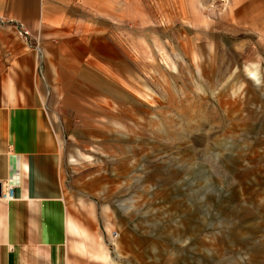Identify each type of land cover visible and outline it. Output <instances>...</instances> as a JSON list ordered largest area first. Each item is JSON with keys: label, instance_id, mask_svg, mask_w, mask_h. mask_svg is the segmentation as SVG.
<instances>
[{"label": "rangeland", "instance_id": "374dc122", "mask_svg": "<svg viewBox=\"0 0 264 264\" xmlns=\"http://www.w3.org/2000/svg\"><path fill=\"white\" fill-rule=\"evenodd\" d=\"M20 45L38 63L37 100L17 122L0 88V143L28 150L15 144L41 133L32 116L44 102V147L60 157L70 214L94 235L92 257L71 250L75 237L40 213L50 254L60 244L69 264H264V0H0V76Z\"/></svg>", "mask_w": 264, "mask_h": 264}, {"label": "crops", "instance_id": "0c3cea01", "mask_svg": "<svg viewBox=\"0 0 264 264\" xmlns=\"http://www.w3.org/2000/svg\"><path fill=\"white\" fill-rule=\"evenodd\" d=\"M17 52L11 63L1 72L0 88L5 89L9 98V101H5L6 106H16L17 109L13 111L17 116L15 120L19 122L23 117V110L18 109L22 102H25L28 96L33 101L37 100L38 63L29 47L20 45ZM43 103L34 109L32 116L39 118L40 125L42 124L41 133L32 129L23 143L15 144L30 146L28 150L19 154L11 153L6 147V144H12L11 138L8 137L2 140V144L0 143V155L6 159V180H0L3 188L6 182L13 180L11 157L18 155L22 162V169L17 178L20 183L14 189L15 199L5 201L0 198V264H69L65 251L61 252L63 247L60 244L55 246L59 252L50 254L46 243L39 238L38 233L41 235L45 230L39 225L40 213L50 216L75 237L71 239L69 245L71 250L92 257L89 242L94 235L70 214L64 198L60 157L57 152H46L47 149L44 147L46 140L52 142L54 139L50 136L49 128L44 126L46 114ZM14 129L23 131L18 125L14 126ZM1 130L0 125L2 138L4 136ZM40 134L47 139H43ZM49 192L50 195H47ZM104 215L109 221L110 213L107 205L104 206ZM48 234L57 242L55 230L48 231Z\"/></svg>", "mask_w": 264, "mask_h": 264}, {"label": "bare ground", "instance_id": "6f19581e", "mask_svg": "<svg viewBox=\"0 0 264 264\" xmlns=\"http://www.w3.org/2000/svg\"><path fill=\"white\" fill-rule=\"evenodd\" d=\"M21 163L22 162L20 161L18 155H13L11 157L10 166H11V172L13 175V180L10 182H6L4 184V188H3L4 193H3V196L1 199L5 200V201H12L15 199L14 189H15L16 185H18L20 183L17 178H18V176L21 172V169H22Z\"/></svg>", "mask_w": 264, "mask_h": 264}, {"label": "built area", "instance_id": "2783aa9c", "mask_svg": "<svg viewBox=\"0 0 264 264\" xmlns=\"http://www.w3.org/2000/svg\"><path fill=\"white\" fill-rule=\"evenodd\" d=\"M18 33H19V35L24 37L26 40L28 39V41H29V37H30L31 33L28 29H26V27L23 24H21V26L19 27ZM118 237H119V233L115 232L114 238L116 239Z\"/></svg>", "mask_w": 264, "mask_h": 264}, {"label": "water", "instance_id": "95a60500", "mask_svg": "<svg viewBox=\"0 0 264 264\" xmlns=\"http://www.w3.org/2000/svg\"><path fill=\"white\" fill-rule=\"evenodd\" d=\"M3 183L0 181V197L3 196Z\"/></svg>", "mask_w": 264, "mask_h": 264}]
</instances>
